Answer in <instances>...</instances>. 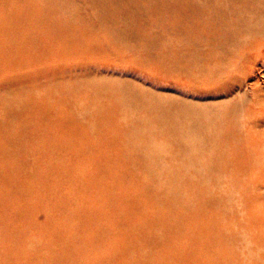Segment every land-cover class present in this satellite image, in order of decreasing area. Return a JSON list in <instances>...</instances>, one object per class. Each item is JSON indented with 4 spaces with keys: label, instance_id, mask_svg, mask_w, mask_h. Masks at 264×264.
<instances>
[{
    "label": "bare ground",
    "instance_id": "6f19581e",
    "mask_svg": "<svg viewBox=\"0 0 264 264\" xmlns=\"http://www.w3.org/2000/svg\"><path fill=\"white\" fill-rule=\"evenodd\" d=\"M40 10H46L50 21L60 18L62 26L52 24L55 40L57 36L64 38L61 32L65 25L67 39L82 43L93 53L105 47L97 42L95 46L93 38L87 39L85 33L103 31L105 45L137 56L146 51L155 68L138 63L129 54L125 60L129 72L102 69L98 76L77 79L79 86L75 88L63 89L57 84L52 90L60 95L52 96L41 77H31L33 83L22 79L20 74L35 75L29 64L0 63V76H8L4 81L20 85L17 93L0 91V130H15L20 124L22 128L16 131L26 138L19 139L21 144L15 148V156L23 163L21 169L0 161V186L9 189V197L0 195V227L8 210L19 226H34V211L41 201L37 188L45 183V174L53 166L48 159L42 164L40 154L54 149L47 146L56 136L50 121L55 99L62 101L64 93L81 92L92 97L91 108H80L73 98L71 102L62 101L72 121L92 131L90 136L122 151V156L102 159L106 171L101 169L99 173L113 175L126 168V174H134L140 169L149 178L138 188L139 194L127 201L131 210L140 213L138 226L153 243L164 245L165 241L185 238L182 232L188 231L182 227L192 219L197 223L202 220V226L209 222L213 231L222 227L230 242L235 239L234 231L244 223L254 224L260 227L257 234L262 244L249 248L250 256L244 257L242 264H264V0H0V38L8 31L6 25L23 28L20 32L12 30L13 45L0 42V46H9L7 51L14 52L31 44L27 38L23 41L22 33L28 32L21 23L25 22L19 24L14 17ZM168 14L172 16L169 21ZM81 25H85L84 37ZM175 29L178 33L174 36ZM104 56L108 57V52ZM145 72L149 85L138 81ZM169 80L177 86L176 91H167ZM184 81L187 88L180 85ZM32 86L35 88L28 90ZM92 108L96 115H91ZM10 110L7 116L1 114ZM89 113L92 118L87 119ZM96 126L106 130L95 133ZM30 133H36L35 142L27 139ZM68 142L76 147L84 145L77 140ZM69 150L74 160L64 180L72 181V170L82 178L90 177L85 159H80L81 154L74 149ZM3 153L0 150V155ZM14 175L28 178L25 194L24 184ZM82 178L76 188L79 192L85 187ZM212 204V219L196 213ZM126 224L134 225L132 218L121 213L118 229L122 231ZM165 230L174 235L169 236ZM23 233L19 230L17 235ZM10 235L11 228L0 230V237ZM120 240L126 241L123 247L129 251L132 244L128 236ZM206 249L204 244L199 254ZM1 259L0 264H4ZM216 264L237 263L233 255L223 254Z\"/></svg>",
    "mask_w": 264,
    "mask_h": 264
},
{
    "label": "rangeland",
    "instance_id": "374dc122",
    "mask_svg": "<svg viewBox=\"0 0 264 264\" xmlns=\"http://www.w3.org/2000/svg\"><path fill=\"white\" fill-rule=\"evenodd\" d=\"M17 17H14L16 21L18 23L24 21L25 24L21 23L30 32H21L24 38L23 41L27 38L31 41V44L24 45L23 49L18 47L21 50L16 49L14 52L7 51L10 48L9 46H0V63L24 61L29 64L30 67L34 68L35 75L25 77L27 73L20 74L23 77L22 79H26L25 81L28 83H33L31 77L35 79L41 77V80L47 82L46 84H48L52 96L60 95L54 94L52 90L57 84L63 89L75 88V86H79L77 79H80V77L86 79L92 75L98 76L102 74V69L105 72H112L113 70L115 72H119V70L129 72V65L125 61L129 54L136 57L138 63H145L151 69L155 68V65L146 58V51L139 52L137 56L130 52L128 54V51L118 46L109 47L105 45L104 40L106 37L103 31H97L94 34L85 33L87 39L93 38L95 46L98 43L101 47H105V50L96 49L91 53L87 51L82 43L71 42L67 39L65 25L61 34L66 39L57 36L55 40L51 33L52 24L62 26L59 22L60 18L57 22L50 21L46 10ZM171 17H167V20L169 21ZM6 27L8 31L2 33L4 37L0 38V42L12 44L10 41L13 34L12 30L20 32L23 28L18 26L14 28L10 24ZM84 27L85 25L79 26L82 37H84ZM176 30L178 29L174 30V36L178 33ZM27 35H30V38ZM72 36V34L69 35V38L72 39ZM106 52H108V57L104 56ZM5 77L8 76L4 74L0 76V91L9 90L13 93L20 91V85L15 86L11 81L7 83L4 81ZM138 78V81L149 85L150 79L147 72L142 73ZM166 83L167 91H176V85L171 80L166 81ZM180 85L187 88L185 81L184 84ZM33 87L35 88V86H32L28 90H32ZM201 90L202 96L205 97V89L201 88ZM80 94L81 92L77 94H74V92L64 93L63 100L71 102L75 99V105H79L80 108H91L92 97L89 94ZM208 96L211 95L208 94ZM213 96L218 99L224 97L223 95ZM62 101L55 99L56 108L52 112L54 116H50L51 126L56 131V136L52 142H48L47 148L50 146L54 149L46 150V153L40 154L42 164L48 163L46 160L48 159L52 161L49 163H53V166L49 174H45V183L41 188L40 186L37 188L41 193V201L36 202L35 224L31 226L33 231L29 230L31 227L19 226L17 222L13 221L9 217L11 214L9 210V213L7 211V217L2 218L0 230L11 228L13 233L10 237H0V259L2 258L1 260L5 261L4 264H216L223 254L233 255L235 262L242 264L245 262L244 257L250 256V250L248 249L262 244L257 234L258 229H260L258 225L252 224V226H249L244 223L239 230L234 231L235 237L233 238L235 239L230 242L222 227V230L218 226L213 231L208 226L209 222L206 226H202L204 223L202 220L200 221L202 223H197L194 219L190 220L189 224L186 222L187 227H182V229L188 231L183 230L182 232L185 238L178 241H175V239L174 241H165L164 245L153 243L148 233L143 232L138 226L141 222L140 213L131 210L130 203L127 201L128 198L132 199L134 194H139L140 189L138 190V188L142 184H147L146 181L149 178L145 176L146 174H143L144 172L140 173L142 172L140 169L134 174H126V168L113 173V175H107V173L101 175L99 170L106 171L102 159H109L113 155L122 156V151L116 149L114 145L111 148L107 142H102L101 138L90 136L92 131L82 127L75 121L73 122L70 110L68 111L66 103ZM80 108L77 111H80ZM14 111L15 109H12V112ZM90 113L96 115L93 108ZM90 113L85 116L87 119L92 118ZM1 114L7 116L11 114V110L1 111ZM62 118H65L67 122H64ZM97 123H102V121L98 120ZM17 127L15 130L10 127L0 130V150L4 152L3 155H0V161H3L7 166L21 169L23 163L21 159L15 156V148L21 144L19 139L26 138L18 133L19 131H16L22 128L20 124ZM105 127L110 129L111 125ZM105 130L100 126H96L95 133H102ZM27 139L30 142H35L37 139L36 133H30ZM75 140L83 142L84 145L76 147L72 145V142H68ZM46 144L47 142H45ZM69 149H74L76 153L79 152L81 154L80 159H85L90 177L86 175L85 178H82L81 175H77L78 171L72 170V181L64 180L65 172L74 160L69 156L71 154ZM8 161L13 165H10ZM54 164L57 167L56 169H54ZM2 172L3 169L0 166V173ZM13 177L18 178L19 182L22 181L25 194L27 192L26 186L29 184L28 178H20L15 175ZM80 178L85 181V187L79 192L76 188ZM8 194L9 189L0 186V195L9 197ZM203 210L205 211H196V213L200 217L203 216V219L204 217L212 219L211 214L215 210V206L212 204L208 209V206L205 205ZM121 213L132 218L134 223V225L126 224L127 227L124 225L121 227L122 231L118 229ZM242 213L244 215L245 212ZM1 214L3 212L0 211ZM198 215L193 217L198 219ZM217 216L216 213L215 220H217ZM194 222L196 223L192 227L190 224ZM105 226L108 227L107 235H104ZM19 230L24 232L23 235H17ZM165 232L171 237L174 235V232L171 233L168 230H165ZM194 233H196L195 236H193ZM125 236H128V241L130 245L132 244L129 251L123 247L126 241L120 240ZM148 240L149 243L151 242L149 245L147 244ZM204 244L207 245V249L201 255L199 252L203 249ZM173 258H175L174 261Z\"/></svg>",
    "mask_w": 264,
    "mask_h": 264
}]
</instances>
